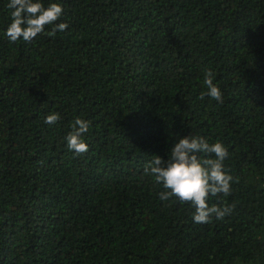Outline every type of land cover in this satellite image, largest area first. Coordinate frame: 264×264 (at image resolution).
Masks as SVG:
<instances>
[{
    "label": "trees",
    "instance_id": "16d2710c",
    "mask_svg": "<svg viewBox=\"0 0 264 264\" xmlns=\"http://www.w3.org/2000/svg\"><path fill=\"white\" fill-rule=\"evenodd\" d=\"M8 2L0 264H264V0H41L68 28L31 43L6 37ZM207 71L222 102L200 99ZM189 135L229 152L231 194L208 203L235 208L207 224L145 175Z\"/></svg>",
    "mask_w": 264,
    "mask_h": 264
},
{
    "label": "clouds",
    "instance_id": "9594fccd",
    "mask_svg": "<svg viewBox=\"0 0 264 264\" xmlns=\"http://www.w3.org/2000/svg\"><path fill=\"white\" fill-rule=\"evenodd\" d=\"M11 23L5 35L10 43L21 39L31 43L38 35L54 37L58 31L68 28L66 23H57L63 16V8L58 3L47 7L41 0H9ZM46 27L51 30L45 32ZM206 93H201L213 100L222 102V92L213 83V73L207 71L204 78ZM60 120L59 113L47 115L45 123L54 125ZM89 129V122L77 117L72 124V131L66 136L69 151L76 155L88 152V145L83 134ZM167 161L155 156L145 166V175L154 177L157 184H162L166 191L159 194L161 200L175 198L180 204L190 203L195 209L193 220L199 224L210 223L212 218L223 219L230 215L235 205L220 207L208 203L211 197L231 194L233 176L225 169V160L229 157L227 148L220 142L210 144L204 137L187 136L180 138L171 148Z\"/></svg>",
    "mask_w": 264,
    "mask_h": 264
}]
</instances>
